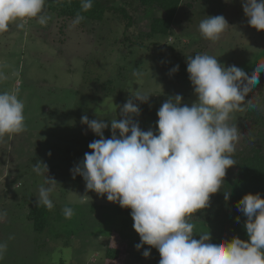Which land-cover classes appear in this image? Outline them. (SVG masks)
<instances>
[{
	"label": "rangeland",
	"instance_id": "rangeland-1",
	"mask_svg": "<svg viewBox=\"0 0 264 264\" xmlns=\"http://www.w3.org/2000/svg\"><path fill=\"white\" fill-rule=\"evenodd\" d=\"M52 1L46 0L51 16L46 25L32 19L24 29L12 24L0 33V93L19 90L26 124V131L0 141V214L6 212L0 218V244H7L0 264H106L107 246L127 249L124 264H158L157 249L135 248L140 237L131 209L86 190L83 177L71 171L91 151L88 144L99 139L81 117L108 122L103 131L110 138V120L121 118L114 105L122 106L139 90L149 93V100L133 99L141 110L133 119L141 130L151 128L155 134L156 113L165 100L177 94L182 106L196 100L188 56L207 53L250 76L262 62L264 30L247 23L241 0H181L165 35L151 34L147 24L151 14H162L143 11L137 0L114 3L125 7L129 21L111 9L100 21L84 19L75 26L50 9ZM214 15H223L229 24L216 42L198 30L202 19ZM244 113H234L231 123H240ZM37 161L47 165V172L33 170ZM46 175L58 182L50 194L54 207L43 228L35 230L27 216L37 204L39 187L48 186ZM65 207L74 210L70 219ZM194 223L198 232H210L202 222ZM145 249L150 250L147 258Z\"/></svg>",
	"mask_w": 264,
	"mask_h": 264
},
{
	"label": "clouds",
	"instance_id": "clouds-1",
	"mask_svg": "<svg viewBox=\"0 0 264 264\" xmlns=\"http://www.w3.org/2000/svg\"><path fill=\"white\" fill-rule=\"evenodd\" d=\"M241 3L247 23L264 30V0ZM45 7L46 0H0V33L9 31L12 24L24 29L32 19L46 25L51 16ZM91 7L92 0H82V12ZM84 19L77 12L72 26ZM228 26L223 15L206 16L198 30L205 39L216 42ZM187 72L196 100L191 106L181 105L180 94L165 100L156 113L155 134L151 128L141 130L133 119L141 111L133 99L149 100L150 94L139 90L122 106L114 105L115 111L120 108L121 118L110 120V138L103 131L108 122L82 116L81 123L99 139L88 144L91 151L71 171L83 177L86 190L106 194L109 202L131 209L132 227L140 237L135 248L146 244L157 249L158 264H264V198L259 193L245 194L236 209L245 217L247 240L234 235L230 242L211 243L210 232H198L192 220L210 205L211 195L222 189L227 169L236 164L233 154L242 134L231 121L236 112L257 110V104L245 97L259 84L264 62L249 76L235 65L225 67L216 56L196 54L187 57ZM133 75L142 73L134 71ZM18 92L0 93V141L26 131L25 105ZM33 170L40 175L48 169L37 161ZM45 184L48 186L39 187L36 203L52 210L50 194L58 182L46 175ZM229 195L225 192L226 200ZM62 211L66 219L74 214L70 207ZM3 216L6 212L0 214ZM6 250L7 244H0V258ZM142 255L149 257L150 250Z\"/></svg>",
	"mask_w": 264,
	"mask_h": 264
},
{
	"label": "trees",
	"instance_id": "trees-1",
	"mask_svg": "<svg viewBox=\"0 0 264 264\" xmlns=\"http://www.w3.org/2000/svg\"><path fill=\"white\" fill-rule=\"evenodd\" d=\"M137 1L143 11L151 13L156 10L162 14L161 16L151 14L148 17L149 32L154 35L170 34V27L181 0ZM81 2L82 0H53L49 7L57 15L71 21L77 12H80L85 19L100 21L105 11L111 9L130 20V14L125 7L114 4L116 0H92V7L86 12L81 11ZM259 81L250 99L257 104V110H246L242 121L236 123L242 134L233 154L236 164L227 169L222 189L211 195L210 205L192 217L193 222H202L208 227L211 243L230 242L234 235L247 240L245 217L242 213L236 212V209L240 207V200L245 194L259 193L264 198V73L260 74ZM225 192L230 193L227 200ZM47 214L48 209L43 204H34L31 207L27 217L32 221L33 229L43 228ZM126 250L123 252L120 247L107 246L104 262L124 264Z\"/></svg>",
	"mask_w": 264,
	"mask_h": 264
}]
</instances>
